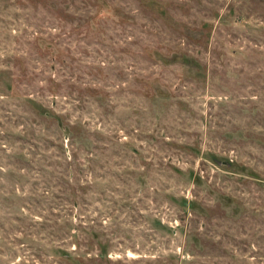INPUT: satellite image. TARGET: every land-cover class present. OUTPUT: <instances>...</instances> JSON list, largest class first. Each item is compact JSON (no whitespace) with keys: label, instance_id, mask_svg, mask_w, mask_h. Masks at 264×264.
<instances>
[{"label":"rangeland","instance_id":"1","mask_svg":"<svg viewBox=\"0 0 264 264\" xmlns=\"http://www.w3.org/2000/svg\"><path fill=\"white\" fill-rule=\"evenodd\" d=\"M0 264H264V0H0Z\"/></svg>","mask_w":264,"mask_h":264},{"label":"water","instance_id":"2","mask_svg":"<svg viewBox=\"0 0 264 264\" xmlns=\"http://www.w3.org/2000/svg\"><path fill=\"white\" fill-rule=\"evenodd\" d=\"M223 163H228V161H223Z\"/></svg>","mask_w":264,"mask_h":264}]
</instances>
